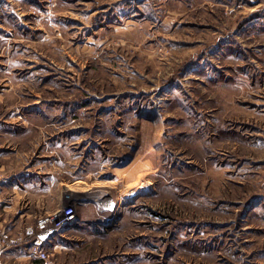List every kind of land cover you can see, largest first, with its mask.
I'll list each match as a JSON object with an SVG mask.
<instances>
[{
    "label": "rangeland",
    "instance_id": "rangeland-1",
    "mask_svg": "<svg viewBox=\"0 0 264 264\" xmlns=\"http://www.w3.org/2000/svg\"><path fill=\"white\" fill-rule=\"evenodd\" d=\"M0 130L91 187L62 226L0 206L1 264H264V0H0Z\"/></svg>",
    "mask_w": 264,
    "mask_h": 264
},
{
    "label": "crops",
    "instance_id": "crops-1",
    "mask_svg": "<svg viewBox=\"0 0 264 264\" xmlns=\"http://www.w3.org/2000/svg\"><path fill=\"white\" fill-rule=\"evenodd\" d=\"M7 130H0L2 142L6 141ZM24 137L32 136L28 137L27 132ZM55 141L54 136L48 138L43 136V140L34 143L32 151L23 155L20 165L13 167L14 169L8 168L5 163L0 164V206L4 216L2 221L12 231L18 229L20 222H28L31 219L32 222H36L37 218L63 210L64 207L66 209L68 203L75 202L91 192V187L84 186L85 181L82 179L87 175L78 176L77 151L73 149L72 153V146L69 145L68 158H62ZM13 149L10 151H15ZM10 151L1 146L0 156L4 155L3 159H7V154L3 152ZM79 209L81 210L79 215L87 217L85 220L94 218L98 214V210L86 202ZM85 220L83 224L86 230L88 223ZM70 229L78 230L71 227L66 230ZM63 232L65 230L60 234L62 235ZM62 239V236L59 240L58 237L55 239V252L63 248ZM15 257L16 255L3 254L0 256V264L2 260L5 263ZM37 264H43V261L37 260Z\"/></svg>",
    "mask_w": 264,
    "mask_h": 264
},
{
    "label": "built area",
    "instance_id": "built-area-1",
    "mask_svg": "<svg viewBox=\"0 0 264 264\" xmlns=\"http://www.w3.org/2000/svg\"><path fill=\"white\" fill-rule=\"evenodd\" d=\"M76 217H77V213L75 211V208H74V206H71L68 209L64 210L63 212H59V214L55 218L56 219L55 225L56 226L65 225L67 223H70V222L76 220ZM55 219L54 218L51 220L45 219V221L46 220L47 221H54ZM40 254H41L40 257H42L43 259L46 258V253L41 252Z\"/></svg>",
    "mask_w": 264,
    "mask_h": 264
}]
</instances>
